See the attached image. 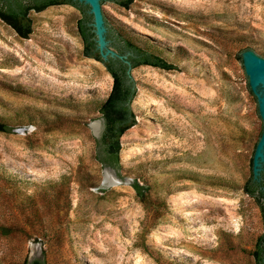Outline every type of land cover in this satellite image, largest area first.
<instances>
[{
    "label": "rangeland",
    "instance_id": "1",
    "mask_svg": "<svg viewBox=\"0 0 264 264\" xmlns=\"http://www.w3.org/2000/svg\"><path fill=\"white\" fill-rule=\"evenodd\" d=\"M112 17L177 70H133L137 125L109 188L91 125L113 79L83 55L81 12L31 13L29 39L0 19V121L13 130L0 133V264H255L264 216L244 186L262 121L241 54L264 58V0H135ZM64 176L39 213L22 204ZM146 180L159 218L133 188Z\"/></svg>",
    "mask_w": 264,
    "mask_h": 264
},
{
    "label": "trees",
    "instance_id": "2",
    "mask_svg": "<svg viewBox=\"0 0 264 264\" xmlns=\"http://www.w3.org/2000/svg\"><path fill=\"white\" fill-rule=\"evenodd\" d=\"M135 0H110L109 2L118 5L124 9H130ZM43 3L42 5H28L24 0H0V19L11 27L18 36L23 39H29L33 33V20L30 11L40 12L49 6L53 5H72L76 7L82 14V18L78 21L77 32L83 42V55L85 58L96 60L103 64L108 73L113 79V85L109 96L96 106L95 113L100 115V119L104 121V130L99 139L94 138L95 156L94 159L104 168H111L116 172L120 171L121 160L120 154L122 151L121 139L133 127L137 125L136 114L133 111L132 104L135 101L138 93L137 82L133 77V70L143 66H150L164 71H175L177 66L171 63L163 56V50L153 44V42H145L144 45H139L133 38L125 35L117 30L114 26L106 21L108 28L107 39L110 41V48L118 55L126 57L125 60L119 58H111L104 60L97 48L96 35L93 27V16L90 15L89 7L75 2L73 0H34V3ZM61 118H57L56 120ZM46 123H54L48 118H43ZM12 126L7 122L0 121V133L9 134ZM16 184L19 180L15 177ZM71 176H64L60 183L44 188L34 194H26L24 196L23 205H28L39 213L40 204H36L35 200L40 197H47L50 193L48 189L56 188L60 185L70 186ZM21 182V181H20ZM146 185H142L139 181L133 184L136 191L138 201L144 205L148 216L151 212L156 215V218L164 215L160 209L166 207L165 202L148 200L150 186L145 181ZM263 216L264 205L260 204ZM0 231L5 232L6 228L0 226ZM8 235V233H4ZM264 236L256 242L255 248L251 251V256L255 264H264ZM23 264H46L43 260H36L32 263L24 261Z\"/></svg>",
    "mask_w": 264,
    "mask_h": 264
},
{
    "label": "water",
    "instance_id": "3",
    "mask_svg": "<svg viewBox=\"0 0 264 264\" xmlns=\"http://www.w3.org/2000/svg\"><path fill=\"white\" fill-rule=\"evenodd\" d=\"M89 7V14L93 16V27L96 35L97 48L100 52L101 57L104 60L111 58H119L125 60L126 57L118 55L113 49L110 48V41L107 39L108 28L106 21L109 24L115 26L121 32L130 30L116 18L112 17L107 19V7L114 3L109 2L110 0H73ZM241 60L243 62L244 70L248 78V84L251 92L254 94L258 104L259 116L263 122V131L260 140L256 146L255 154L253 158V173L254 180H258L261 171L264 167V58L258 56L252 50H246L241 54ZM103 120H98L91 125V128L96 136L99 138L101 129L103 128ZM105 177L101 184L102 187L109 188L120 181L116 179V171L111 168L105 169ZM113 175V176H112ZM108 176L113 177L115 180L114 184H111L107 178ZM264 247V242H263Z\"/></svg>",
    "mask_w": 264,
    "mask_h": 264
},
{
    "label": "flooded vegetation",
    "instance_id": "4",
    "mask_svg": "<svg viewBox=\"0 0 264 264\" xmlns=\"http://www.w3.org/2000/svg\"><path fill=\"white\" fill-rule=\"evenodd\" d=\"M43 1H45V0H42V2ZM24 3H26L28 5L30 4V5L34 6L35 7V10H37L36 9L37 8L36 5H38V4L39 5H42L43 4V3H37V2L34 3V0H24ZM55 6H61V5L49 6L46 9H43L40 12H36L34 10L33 11H30V12L31 13H38L39 14V13H42V12L46 11L48 8L55 7ZM249 90L251 92L250 87H249ZM252 95L254 96L253 93H252ZM255 99H256V97H255ZM256 102H257V100H256ZM257 107H258V104H257ZM258 114H259V112H258ZM261 121H262V119H261ZM262 131H263V122H262L261 133H260V136L258 138V141H257V143L255 145L254 152H253V156H252V159H251L250 176H249L248 180L245 183L244 191L246 192L247 196L251 197L253 200L257 201L259 204H263L264 205V167H263V170L260 173V176H259V179L258 180H254V173H253V158H254L256 146H257V144H258V142L260 140V137L262 135Z\"/></svg>",
    "mask_w": 264,
    "mask_h": 264
},
{
    "label": "bare ground",
    "instance_id": "5",
    "mask_svg": "<svg viewBox=\"0 0 264 264\" xmlns=\"http://www.w3.org/2000/svg\"><path fill=\"white\" fill-rule=\"evenodd\" d=\"M107 180H108L111 184H114V183H115V180H114L113 177H111V176H108Z\"/></svg>",
    "mask_w": 264,
    "mask_h": 264
}]
</instances>
